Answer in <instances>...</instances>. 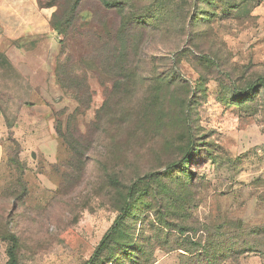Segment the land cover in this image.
Masks as SVG:
<instances>
[{"label":"rangeland","instance_id":"374dc122","mask_svg":"<svg viewBox=\"0 0 264 264\" xmlns=\"http://www.w3.org/2000/svg\"><path fill=\"white\" fill-rule=\"evenodd\" d=\"M107 1L68 39L0 20V264L10 233L19 264H85L138 178L125 264H264V90L233 101L264 78V0Z\"/></svg>","mask_w":264,"mask_h":264},{"label":"trees","instance_id":"16d2710c","mask_svg":"<svg viewBox=\"0 0 264 264\" xmlns=\"http://www.w3.org/2000/svg\"><path fill=\"white\" fill-rule=\"evenodd\" d=\"M71 1L75 2V7L71 11L67 10V16L65 13L64 17L61 18V21H59L58 11H56L55 13H53L51 17V21H50V25L53 31L59 37L63 36V37H67V39L70 37V34L73 31V24H72L71 19L76 18L77 7L86 0H71ZM123 4H124L123 0H109L105 2V6L109 7L110 9L116 8L118 10L119 8L123 6ZM38 5L41 9H51L54 7H58L55 4V2H52V1L43 3L42 0H38ZM137 22L138 21H135L134 23H137ZM120 32H122V30ZM60 41H61V44H63V40H60ZM0 57L6 61V63L9 65L11 69H13V66L11 65L10 61L8 60L6 56L0 54ZM175 66L176 65L174 64L172 65L171 71L173 75L177 76L179 73H178V69ZM261 81H262V84L260 86L257 83H253L250 85V87L246 91H235L233 101L242 102L243 98L248 93L251 94L252 92L257 91L258 88L264 90V78H262ZM185 125H186V130L191 138L190 146L192 148L193 146L192 133H191V128H190L188 118L185 119ZM188 157L186 158V160L183 161V167L189 164ZM141 182H142L141 178L136 179L135 182L128 189V194L124 201V205L121 208L120 214L118 215L114 225L104 235L93 257L89 261H87L85 264H103L104 263V259H103L104 252L111 244L116 246L119 249V251L116 253V259L110 262L111 264H125L128 261L132 262L134 258L138 257V254L140 252L144 251L143 248L138 243V238L135 239L134 241V240H130L129 238L124 239L122 236L124 225L126 224V220L130 217V215L132 216L135 215V212H134L135 206H134V203L130 202V199H133L136 196L138 192L139 184ZM4 237L9 243L8 250H7V255H8L7 264H19V259H18L19 239L18 237L12 233Z\"/></svg>","mask_w":264,"mask_h":264},{"label":"crops","instance_id":"0c3cea01","mask_svg":"<svg viewBox=\"0 0 264 264\" xmlns=\"http://www.w3.org/2000/svg\"><path fill=\"white\" fill-rule=\"evenodd\" d=\"M0 8V20L3 22V33L1 29L0 33L5 35L4 40L48 37L54 32L50 25L53 11L41 9L38 0H5ZM29 8L32 13L28 11Z\"/></svg>","mask_w":264,"mask_h":264},{"label":"water","instance_id":"95a60500","mask_svg":"<svg viewBox=\"0 0 264 264\" xmlns=\"http://www.w3.org/2000/svg\"><path fill=\"white\" fill-rule=\"evenodd\" d=\"M33 157H35V154H33ZM241 224V223H240Z\"/></svg>","mask_w":264,"mask_h":264}]
</instances>
